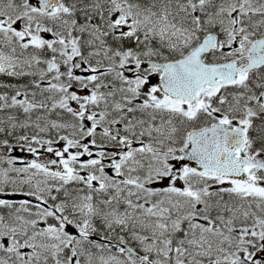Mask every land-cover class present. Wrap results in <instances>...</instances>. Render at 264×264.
<instances>
[{
    "label": "snow or ice",
    "instance_id": "6c2138e0",
    "mask_svg": "<svg viewBox=\"0 0 264 264\" xmlns=\"http://www.w3.org/2000/svg\"><path fill=\"white\" fill-rule=\"evenodd\" d=\"M0 264H264V0H0Z\"/></svg>",
    "mask_w": 264,
    "mask_h": 264
}]
</instances>
